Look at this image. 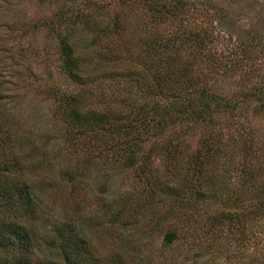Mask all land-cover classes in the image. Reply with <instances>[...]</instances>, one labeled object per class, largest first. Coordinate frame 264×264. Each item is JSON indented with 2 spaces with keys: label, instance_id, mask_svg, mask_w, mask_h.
<instances>
[{
  "label": "rangeland",
  "instance_id": "374dc122",
  "mask_svg": "<svg viewBox=\"0 0 264 264\" xmlns=\"http://www.w3.org/2000/svg\"><path fill=\"white\" fill-rule=\"evenodd\" d=\"M187 1L195 5L185 19L191 31L214 33L207 59L185 42L147 51L148 43L178 36L182 28L169 24L174 20L149 24L131 2L0 0V151L16 156L11 178L19 186L29 183L35 198V210L21 219L32 237V264H62L53 228L67 223H75L73 231L84 239L76 259L85 264H264V210L258 202L256 213L250 189L242 185V152L250 137L260 162L247 169L262 174L251 187L264 184V113L256 114L254 104L242 108V129L230 125L236 113L211 123L169 120L120 159L115 150L125 140L111 149L103 132L98 140L89 131L80 135L61 114L59 105L70 96L81 100L88 117L124 114L129 120L140 110L155 121L153 108L168 111L170 105L149 94L158 77L166 79L165 87L179 78V87L188 86L192 77L190 83L232 100L249 89L245 73L264 85V0ZM58 6L93 14L98 22L94 34L72 41L82 82L69 79L60 56L58 40L66 30L54 21ZM116 16L127 20H121L124 29L106 39ZM253 40L263 54H236L231 62L230 52ZM9 136L19 140L17 149L5 141ZM198 156L202 167L194 163ZM169 233L175 234L171 242Z\"/></svg>",
  "mask_w": 264,
  "mask_h": 264
},
{
  "label": "trees",
  "instance_id": "16d2710c",
  "mask_svg": "<svg viewBox=\"0 0 264 264\" xmlns=\"http://www.w3.org/2000/svg\"><path fill=\"white\" fill-rule=\"evenodd\" d=\"M65 1L76 5L80 0ZM120 1L122 3L131 2L132 7H135V9L139 7L143 11V14L150 19L149 24L154 23V25H156L165 21L170 22L174 20L175 22H170L169 24H176L177 29L182 28V32H180L178 36L166 39L164 42L163 40H157L148 43L146 48L147 51L153 50L154 48H158L159 51H170V49L177 48L181 43L184 44L185 42L189 46L194 45L198 51L200 50L203 55V57L201 55L202 58H208L214 33L212 30L207 29L191 31L189 22L185 20L186 17L190 16L188 12H194V4L189 3L187 0ZM202 5H206V8L210 6L209 3H204ZM58 11L59 13L56 15L54 21L60 23L58 25L63 24L66 30V36L58 40L62 62L64 63L69 79L74 83L82 82L83 80L80 74L81 69H79L81 65L75 57L76 52L72 41L81 33L86 35L94 34L98 22L96 17H93V14L90 16L85 14V12L81 14L79 12L68 13L69 11H65L61 6H58ZM213 18L216 19L218 23L222 22L220 17L216 18V16H214ZM121 20L124 21L126 19L121 18ZM121 20L119 16H116L113 19L111 28L109 27L108 30L106 29L107 31H104L103 37L108 39L109 36L112 37L118 32H121L124 29V27H121ZM254 42L255 40L247 45H237L234 51L230 52L231 56L229 59L231 62L234 61V57L238 54V56L242 58L251 57L254 59V56H258L259 53H262L263 49L261 48V45ZM171 63L173 62H168V65H171ZM181 75L183 76L184 73L181 72ZM244 76V80L246 81V84L249 85V89L237 93L235 95L237 98L234 100L218 95L217 92L212 90L211 86L205 85L197 87L195 80L190 83V80L193 79L192 77H188V86L185 87L178 86L181 78L177 81L175 80V83H173L174 86L165 87L166 85L162 80L166 79H160L158 77L156 81L152 82L149 94L166 100L165 104H172V108L168 105V111H165L164 109L159 111L158 109L161 105L159 108L154 107L153 110L158 117L155 121H153L155 118L146 115V113L142 114L140 110L131 114L133 117L129 118V120L124 114L114 118L107 115L97 117L90 115V117H88L84 115L81 100L70 96H67L64 99L65 102L59 106L62 110L61 114L69 122L68 126L72 125L77 128L80 135L83 134L84 131H89V136H93L92 138L94 140H98L99 134L103 132L104 136L110 139L109 142L112 141L110 145L111 149L116 145L114 144L116 140H125V142H118L117 146H119V150H115L114 148L117 159H120L126 153L134 151L133 147H138L142 141L141 136L148 135L150 130L153 129L155 132L158 131L157 133H161L167 127L166 125L169 120L211 123L213 122V119L215 120L220 114L236 113L232 116L233 121L230 125L234 129H242V124L240 122V117H244L242 108L247 109L254 104L253 111L256 114L259 113V109L264 113V85L252 83L250 81L251 74L245 73ZM142 80H145V78ZM183 80H185V77H183ZM170 82L173 81L170 80ZM196 88L199 90L194 93L193 89ZM141 109L143 108L141 107ZM238 110L239 113L237 115ZM249 133H247L248 137L251 136V133ZM211 139L213 140V138ZM5 141L11 143V146L17 149L19 140H16L15 136H9ZM248 144L249 146H247L242 152V155L246 159V164L243 165L245 168L243 171L242 185L247 186L250 189L251 202L255 201L257 213L264 210V184L260 185L261 188L251 186L252 182L257 180L262 174L254 173L253 169H247V165L260 162V149L254 146L256 144L253 143L251 137L249 138ZM214 149L215 148L208 146L206 148V150ZM166 150L167 155L171 159L172 150L169 148ZM209 159L210 158H207V162ZM194 163L196 166L200 167L203 165L199 156L195 159ZM17 166L18 161L16 156L13 155V157H11L6 152L0 151V253H2L4 257L14 254L18 257V259H0V264H32L31 259L29 258L32 237L24 231V225L21 219L25 218L26 215L31 214L33 210H35L36 204L30 184L23 183V186H19V183L14 182L11 178V175L14 173ZM66 177L68 181H72L70 173H67ZM258 202L259 207L262 209H258L259 211L257 210ZM225 219L232 221L233 217L225 216ZM238 220L239 219H237V221ZM238 222L241 223L240 221ZM74 225L75 223H67L59 226V229L53 228V234L57 238V240H53V243H56L62 264H85L83 263L84 261L79 262L78 259H76L79 249L84 245V239L79 236V233L73 231ZM243 232L244 234L246 233V231ZM165 238L167 242H171L175 238V234L169 233ZM48 243L49 241L46 242V244Z\"/></svg>",
  "mask_w": 264,
  "mask_h": 264
}]
</instances>
